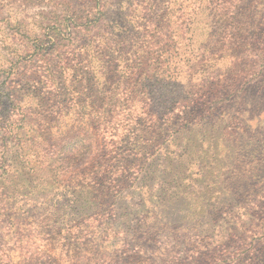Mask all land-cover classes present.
I'll return each mask as SVG.
<instances>
[{
  "label": "trees",
  "instance_id": "obj_1",
  "mask_svg": "<svg viewBox=\"0 0 264 264\" xmlns=\"http://www.w3.org/2000/svg\"><path fill=\"white\" fill-rule=\"evenodd\" d=\"M48 2L22 45L19 188L62 191L101 264L146 238L180 245L167 264H264V0Z\"/></svg>",
  "mask_w": 264,
  "mask_h": 264
},
{
  "label": "rangeland",
  "instance_id": "obj_2",
  "mask_svg": "<svg viewBox=\"0 0 264 264\" xmlns=\"http://www.w3.org/2000/svg\"><path fill=\"white\" fill-rule=\"evenodd\" d=\"M50 9L48 0H0V143L6 145L4 149L0 147V153L3 150L7 164L13 166L10 176L14 182L13 186L8 184L12 190L9 189L3 198L8 208L2 210L5 221H1L0 227V264H101L97 253L84 251L91 245L82 243L77 222H73L65 206L59 204L57 196L62 191H57L56 186L40 191H29L25 188L27 184L19 188V146L22 142L19 139V67L30 60L32 52L24 51L22 45L33 43L35 37L31 30L35 28L36 20ZM193 15L196 19H205L209 25L220 22L214 14L204 15L194 10ZM34 68L31 63V69ZM8 84L16 93L12 100L5 96ZM77 112L82 119L83 109L79 108ZM258 128L251 133L264 139V131ZM216 132L217 123L205 133V138L215 136ZM14 168H18V171L15 172ZM27 193L29 201L19 208L23 204H19V200L26 198ZM62 225H65L64 234L57 235ZM161 239L156 238L154 242L147 241V238L139 240L142 248L119 244V248L116 247L110 254H99L109 264H167L169 255L180 256V253H176L180 245L170 240L163 247ZM191 239L194 243L200 241L195 233L191 234L187 242L189 245ZM131 241H135V238L126 242ZM181 253H186V250Z\"/></svg>",
  "mask_w": 264,
  "mask_h": 264
}]
</instances>
